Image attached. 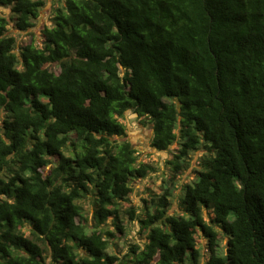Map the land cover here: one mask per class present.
<instances>
[{
    "label": "trees",
    "instance_id": "trees-1",
    "mask_svg": "<svg viewBox=\"0 0 264 264\" xmlns=\"http://www.w3.org/2000/svg\"><path fill=\"white\" fill-rule=\"evenodd\" d=\"M60 1L20 44L45 0H0V264H202L204 240V264H264V0ZM127 112L173 184L200 154L145 217L131 195L154 169ZM126 215L147 242L119 255Z\"/></svg>",
    "mask_w": 264,
    "mask_h": 264
},
{
    "label": "rangeland",
    "instance_id": "rangeland-1",
    "mask_svg": "<svg viewBox=\"0 0 264 264\" xmlns=\"http://www.w3.org/2000/svg\"><path fill=\"white\" fill-rule=\"evenodd\" d=\"M62 4L63 1L60 0H45V6L40 12V17L37 20L35 27L31 30V35L23 33L21 34L11 28L13 30L12 34L17 38L20 44L30 43L32 40L35 44H40L41 31L45 26H52L54 10ZM0 14L10 16L11 11L10 9L0 8ZM148 122V120L139 118L132 112L126 113V119L124 121L127 128L126 140L129 141L138 151L140 162L149 164L154 169V171L151 172L147 178L139 180L134 184V191L131 195L132 204L138 209L137 214L141 217H145V201L150 203L152 198L161 196L166 189H170L172 191L177 190L176 194L178 195L181 193V189L185 184L191 183V181L195 178L193 169L197 166V160L200 157V154L197 153L195 160L193 161L192 168H190L183 176H180V179H177L174 184L170 182L171 171L167 166V160L170 158V154L168 152H159L151 146L153 139V128ZM172 203L173 206L170 210V214H182V210L179 205V198L177 197L172 199ZM82 206L85 211V218H87L88 223L93 226L92 213L94 207L92 203L85 200L82 202ZM207 219L209 221L210 217ZM123 222L125 226V231L123 233L115 231L111 221L107 228L117 234L115 240L111 242L112 245L110 251H112L113 247V250L119 255L126 254L127 249H129L128 247L132 244H137L143 247V245L147 242V233L145 230H142L138 221L131 222L129 216L126 215ZM202 242V264H204L208 260L209 253L206 246L207 241L204 240ZM217 250L221 253V256L226 255V240L220 239Z\"/></svg>",
    "mask_w": 264,
    "mask_h": 264
}]
</instances>
